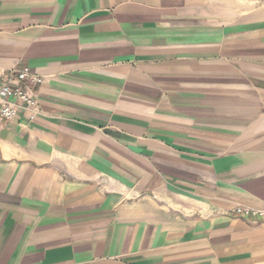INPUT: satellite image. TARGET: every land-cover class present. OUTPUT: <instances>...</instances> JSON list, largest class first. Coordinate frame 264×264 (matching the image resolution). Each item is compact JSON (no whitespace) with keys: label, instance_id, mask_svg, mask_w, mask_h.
Listing matches in <instances>:
<instances>
[{"label":"crops","instance_id":"0c3cea01","mask_svg":"<svg viewBox=\"0 0 264 264\" xmlns=\"http://www.w3.org/2000/svg\"><path fill=\"white\" fill-rule=\"evenodd\" d=\"M252 0H0V264H264V13Z\"/></svg>","mask_w":264,"mask_h":264},{"label":"built area","instance_id":"2783aa9c","mask_svg":"<svg viewBox=\"0 0 264 264\" xmlns=\"http://www.w3.org/2000/svg\"><path fill=\"white\" fill-rule=\"evenodd\" d=\"M44 77L30 66L0 70V119L14 118L20 108L35 115L39 112L38 87ZM231 213L242 219H264V206L260 208L237 205Z\"/></svg>","mask_w":264,"mask_h":264},{"label":"rangeland","instance_id":"374dc122","mask_svg":"<svg viewBox=\"0 0 264 264\" xmlns=\"http://www.w3.org/2000/svg\"><path fill=\"white\" fill-rule=\"evenodd\" d=\"M249 9L258 10L259 13H264V0H252L251 3L246 2Z\"/></svg>","mask_w":264,"mask_h":264}]
</instances>
